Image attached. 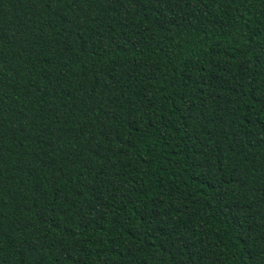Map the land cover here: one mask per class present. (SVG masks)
<instances>
[{"label": "trees", "instance_id": "obj_1", "mask_svg": "<svg viewBox=\"0 0 264 264\" xmlns=\"http://www.w3.org/2000/svg\"><path fill=\"white\" fill-rule=\"evenodd\" d=\"M0 264H264V0H0Z\"/></svg>", "mask_w": 264, "mask_h": 264}]
</instances>
